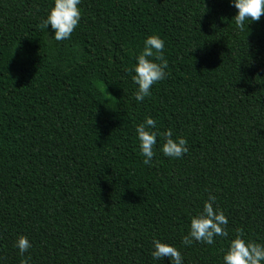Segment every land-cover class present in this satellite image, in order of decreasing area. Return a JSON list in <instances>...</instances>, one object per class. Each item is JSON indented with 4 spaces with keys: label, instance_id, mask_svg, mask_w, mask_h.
I'll use <instances>...</instances> for the list:
<instances>
[{
    "label": "trees",
    "instance_id": "obj_1",
    "mask_svg": "<svg viewBox=\"0 0 264 264\" xmlns=\"http://www.w3.org/2000/svg\"><path fill=\"white\" fill-rule=\"evenodd\" d=\"M52 6L0 0V264H170L153 239L183 264H223L238 233L264 244V14L238 29L229 0H81L56 41ZM153 34L166 77L137 102L131 69ZM145 117L161 133L150 165ZM169 129L187 140L179 159L160 150ZM209 195L228 234L184 245Z\"/></svg>",
    "mask_w": 264,
    "mask_h": 264
},
{
    "label": "clouds",
    "instance_id": "obj_2",
    "mask_svg": "<svg viewBox=\"0 0 264 264\" xmlns=\"http://www.w3.org/2000/svg\"><path fill=\"white\" fill-rule=\"evenodd\" d=\"M81 0H53V6L48 10L46 18L41 21L45 28L51 27L52 36L56 41L67 40L80 20ZM229 3L238 11L234 15V23L238 29L245 27V22L258 21L264 14V0H229ZM247 23V26L248 24ZM164 41L159 35H149L144 39L143 48L135 58L131 71L132 81L137 86L133 97L135 101H143L150 95L151 87L166 77L167 62L163 59ZM156 61H159L157 63ZM138 140L139 154L143 157L142 163L150 165L154 156V146L161 133L156 129V123L151 117L145 119L135 127ZM160 150L165 157L179 159L188 151L187 140L183 137L173 138L171 130L165 131ZM215 197L209 195L203 203V208L190 219L187 235L182 238L184 245L193 241L211 245L214 237L227 236V217L218 208L214 207ZM30 240L20 235L14 247L21 256L31 248ZM153 260L162 261L167 257L170 264H183L180 252L172 245L153 239L150 253ZM223 264H264V244L246 240L237 234L228 244L222 256ZM21 264H28L27 259Z\"/></svg>",
    "mask_w": 264,
    "mask_h": 264
}]
</instances>
